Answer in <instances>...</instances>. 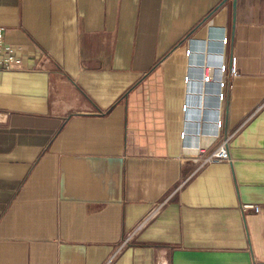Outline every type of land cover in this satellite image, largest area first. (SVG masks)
Here are the masks:
<instances>
[{"label": "crops", "instance_id": "obj_1", "mask_svg": "<svg viewBox=\"0 0 264 264\" xmlns=\"http://www.w3.org/2000/svg\"><path fill=\"white\" fill-rule=\"evenodd\" d=\"M0 27V264H264V0H0Z\"/></svg>", "mask_w": 264, "mask_h": 264}, {"label": "built area", "instance_id": "obj_2", "mask_svg": "<svg viewBox=\"0 0 264 264\" xmlns=\"http://www.w3.org/2000/svg\"><path fill=\"white\" fill-rule=\"evenodd\" d=\"M221 42L225 44L226 38L225 37L222 38ZM186 53L188 54L189 51H186ZM21 63H22V60L21 58L18 57L15 48L4 42L3 28L0 27V72H7L13 69L19 68L21 66ZM208 72H209L208 74L203 75L205 82H208L209 79L211 78L210 71ZM220 72H224L223 65L220 67ZM230 73L234 74V59L233 58H231ZM217 84L219 88L223 87V82L218 81ZM217 98L222 99V94L219 93L217 95ZM216 126H220L219 121L216 123ZM183 136L184 134H182V138ZM202 153L203 151L198 152L199 155ZM194 161L195 162L198 161L200 167H204L212 163L229 162L230 157H229L228 149H227V139L226 138L221 139L210 153L203 156L202 158L196 157L194 158ZM250 209L254 210L255 212L258 211V208L252 205H241L242 212H245Z\"/></svg>", "mask_w": 264, "mask_h": 264}]
</instances>
